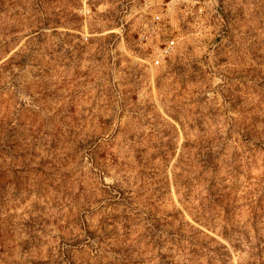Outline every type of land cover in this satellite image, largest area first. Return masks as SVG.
<instances>
[{
	"label": "rangeland",
	"instance_id": "rangeland-1",
	"mask_svg": "<svg viewBox=\"0 0 264 264\" xmlns=\"http://www.w3.org/2000/svg\"><path fill=\"white\" fill-rule=\"evenodd\" d=\"M0 264H264V0H0Z\"/></svg>",
	"mask_w": 264,
	"mask_h": 264
},
{
	"label": "built area",
	"instance_id": "built-area-1",
	"mask_svg": "<svg viewBox=\"0 0 264 264\" xmlns=\"http://www.w3.org/2000/svg\"><path fill=\"white\" fill-rule=\"evenodd\" d=\"M84 13L88 14L89 11L85 10ZM153 18L157 21L159 20V16L157 14H155ZM88 36L89 35L85 34L83 39L85 41H87ZM175 47H176V42L173 38H169V37L165 38L163 45L161 47L157 48L151 54V57H150L151 65H153L155 67L161 66L164 63V61L172 55L173 51L175 50Z\"/></svg>",
	"mask_w": 264,
	"mask_h": 264
}]
</instances>
